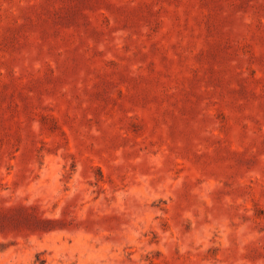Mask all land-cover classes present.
<instances>
[{
	"label": "rangeland",
	"instance_id": "1",
	"mask_svg": "<svg viewBox=\"0 0 264 264\" xmlns=\"http://www.w3.org/2000/svg\"><path fill=\"white\" fill-rule=\"evenodd\" d=\"M0 264H264V0H0Z\"/></svg>",
	"mask_w": 264,
	"mask_h": 264
}]
</instances>
